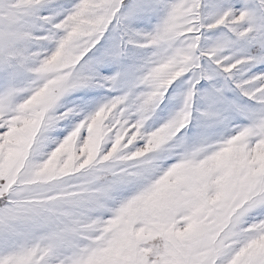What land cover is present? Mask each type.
Returning <instances> with one entry per match:
<instances>
[{
  "label": "snow or ice",
  "instance_id": "obj_1",
  "mask_svg": "<svg viewBox=\"0 0 264 264\" xmlns=\"http://www.w3.org/2000/svg\"><path fill=\"white\" fill-rule=\"evenodd\" d=\"M0 264H264V0H0Z\"/></svg>",
  "mask_w": 264,
  "mask_h": 264
}]
</instances>
